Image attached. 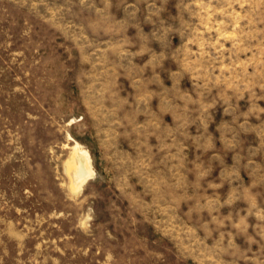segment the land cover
<instances>
[{"label":"rangeland","instance_id":"1","mask_svg":"<svg viewBox=\"0 0 264 264\" xmlns=\"http://www.w3.org/2000/svg\"><path fill=\"white\" fill-rule=\"evenodd\" d=\"M0 264H264V0H0Z\"/></svg>","mask_w":264,"mask_h":264},{"label":"bare ground","instance_id":"2","mask_svg":"<svg viewBox=\"0 0 264 264\" xmlns=\"http://www.w3.org/2000/svg\"><path fill=\"white\" fill-rule=\"evenodd\" d=\"M78 148V147H77ZM74 166L70 169V174L73 177V181L79 185L86 181L92 175L90 168L89 158L86 152H77L74 158ZM70 164V163H69ZM77 185V184H76ZM75 185V186H76ZM78 187V186H76Z\"/></svg>","mask_w":264,"mask_h":264}]
</instances>
